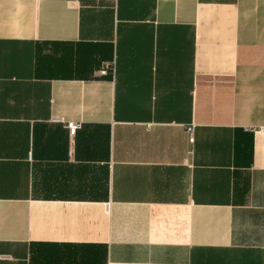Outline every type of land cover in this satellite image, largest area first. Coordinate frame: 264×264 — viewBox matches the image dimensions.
I'll return each mask as SVG.
<instances>
[{
    "label": "crops",
    "instance_id": "obj_1",
    "mask_svg": "<svg viewBox=\"0 0 264 264\" xmlns=\"http://www.w3.org/2000/svg\"><path fill=\"white\" fill-rule=\"evenodd\" d=\"M0 264H264V0H0Z\"/></svg>",
    "mask_w": 264,
    "mask_h": 264
},
{
    "label": "built area",
    "instance_id": "obj_2",
    "mask_svg": "<svg viewBox=\"0 0 264 264\" xmlns=\"http://www.w3.org/2000/svg\"><path fill=\"white\" fill-rule=\"evenodd\" d=\"M108 68L109 67L100 68L98 71H96V74L98 76H105L107 74ZM67 129H68L70 135H74V133L78 129V125L75 123H68Z\"/></svg>",
    "mask_w": 264,
    "mask_h": 264
}]
</instances>
